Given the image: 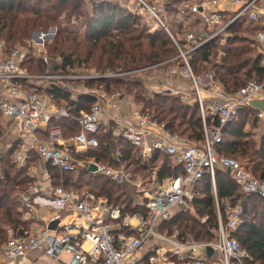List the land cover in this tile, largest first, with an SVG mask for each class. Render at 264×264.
I'll return each instance as SVG.
<instances>
[{
    "label": "built area",
    "instance_id": "built-area-1",
    "mask_svg": "<svg viewBox=\"0 0 264 264\" xmlns=\"http://www.w3.org/2000/svg\"><path fill=\"white\" fill-rule=\"evenodd\" d=\"M81 1L88 6L109 1L119 3L130 13L139 16L150 32L155 27L163 29L178 47L162 15L164 9L173 8L175 0H131L135 8L128 7L127 0ZM180 12L178 21H182L184 14L194 16L208 33V36L202 37L188 32L184 39L188 44L195 45L191 50L217 36L226 35L228 26L238 19L245 18L256 25H264V0H189L184 2ZM253 39L264 66V30L258 31ZM19 51L14 50L8 59L0 61V113L27 135H33L39 130L48 134L47 140L39 139L34 146L44 163L61 172L87 170L94 164L96 171L92 174L102 173L119 183L129 180L130 174L126 172L111 171L90 160L76 161L67 149L71 146L75 152H86L96 148L98 141L95 135L103 126L112 124L113 134L137 148L143 159L157 151L180 165L183 173L180 177L168 179L163 185L135 184V192L141 196L136 206L139 211L134 213H123L119 207L108 204L88 191L74 194L63 188L53 189V205L68 209L74 218L60 227L58 225L55 230H49L45 224L23 235L9 231L1 250L0 264H22L27 254L33 251L57 262L67 256L65 264H246L248 256L231 235L242 223L243 210L240 205L232 206L229 202H223L221 210L217 197H214L217 227L212 231L215 235L213 241L196 242L189 237L180 239L177 235L160 232L159 225L168 220L173 211L190 207L193 188L205 174L209 175L214 186L217 168L227 170L245 195L264 199V177L255 178L246 171L242 162L218 157L214 152L215 146L221 142L222 129L234 120L238 111L249 107L254 100L264 101V81H251L233 95H228L213 73L194 75L187 64L182 68L172 67L165 71L168 77L181 75L189 82L191 101L197 103L202 120L203 141L197 145L169 134L163 125L152 120L135 105L133 99L123 93L108 94L85 86L89 81L142 71L116 74L82 71L69 75L60 73L61 76L57 77L51 76L53 74L50 77L37 76L33 79L20 71V63L27 53ZM58 77L68 81H85L84 87L77 89L73 85L54 81ZM22 80H29L27 84L37 88H41L43 83L54 81L57 88L68 93L73 101L79 95L95 97L88 111H81L73 118L79 127V133L72 139L73 143L62 142L59 127L47 128L49 122L71 117L68 109L65 106L56 108L34 92H23L17 85ZM145 88L149 89V96L154 94L151 88ZM159 94L164 95V89ZM205 95L211 100L209 104ZM123 105L133 107V123L108 115L104 110L105 107L115 110ZM208 117L216 118L218 127L208 125ZM257 118L264 122V110L257 111ZM21 201L26 215L31 218L35 213L32 203L27 197H21ZM54 220L52 218L50 221ZM200 222L203 224L206 219L202 218ZM207 249L211 250L210 254Z\"/></svg>",
    "mask_w": 264,
    "mask_h": 264
},
{
    "label": "trees",
    "instance_id": "trees-1",
    "mask_svg": "<svg viewBox=\"0 0 264 264\" xmlns=\"http://www.w3.org/2000/svg\"><path fill=\"white\" fill-rule=\"evenodd\" d=\"M68 5L69 10L61 18L63 9ZM179 15L181 12H175L167 26L174 40L185 48L188 43L184 37L193 28H197L198 21L184 14V21L180 22L177 20ZM77 24H81V27ZM51 25H56L57 34L53 45L48 48V53L61 58V63L59 67L55 62L48 65V61L35 58L33 53H27L30 57L28 61L38 62L40 72L49 66L51 70L67 73V70L84 65L86 68L95 69L99 74L128 73L178 56L172 40L163 29L158 27L150 32L139 16L116 2L85 7L81 0H0V39L3 38L9 49L27 37L30 30L45 29ZM263 29L245 18L238 19L228 26L227 37L218 36L190 54L188 62L192 71L195 75L213 72L228 95L234 94L253 77L255 81L263 82L264 68L261 56L256 52L257 43L253 40L254 37L247 35H255ZM217 53H220L219 61H212ZM179 62L181 61L170 63L172 66H182V62ZM140 73L142 76L136 73L93 80L86 82L85 86L100 87L108 94L123 93L141 106L142 112L163 125L169 134L185 137L199 145L203 141V130L197 103H185L178 97L159 93L149 96L145 88V76L150 73ZM44 91L56 104L64 102L71 116L77 117L81 111H88L95 102V97L88 94L79 95L73 101L68 93L57 88L55 84L46 87ZM245 117L251 118V122L258 120L257 112L251 108L240 109L234 120L224 127L225 142L222 140L217 144L215 152L219 156L247 158L251 167L250 173L257 178H263L264 133L258 140L253 139L250 132L244 131ZM211 118H207L208 125L218 127L217 119L211 121ZM52 123L64 129L65 137L76 133L79 128L71 119ZM111 128L104 131L103 126L95 135L98 146L85 154L72 153L74 160H93L113 169L125 165L133 171L134 176H151L156 173L160 182L168 177L177 178L182 175L180 165L159 153L154 152L149 161L143 162L140 151L127 141L116 139ZM12 152L13 149H9L6 153L7 161L0 158V247L6 242L8 231L23 235L30 231L32 224L31 221L24 220L23 206L18 198L28 192L34 177L29 173L28 167L16 168L10 164ZM116 152L118 156L115 155ZM34 155L42 161L41 157ZM43 164L54 189L63 185L80 193L88 191L104 198L108 204L119 207L123 213L138 211L129 208L127 192L103 174H92L86 170L61 172L47 163ZM222 170H215L214 186L209 175L205 174L193 188V200L189 205L193 208L194 215L189 213L188 208L175 210L168 220L159 225V231L167 235L176 234L180 239L190 235L196 242L213 241L215 236L212 231L217 227L214 197H217L221 210V201L229 199L232 206L240 205L243 210L242 223L231 235L248 256L246 264H264V199L245 195L228 171ZM60 175L62 181L59 180ZM72 175H76L75 180L71 178ZM202 218L206 219L203 224L200 223Z\"/></svg>",
    "mask_w": 264,
    "mask_h": 264
},
{
    "label": "rangeland",
    "instance_id": "rangeland-1",
    "mask_svg": "<svg viewBox=\"0 0 264 264\" xmlns=\"http://www.w3.org/2000/svg\"><path fill=\"white\" fill-rule=\"evenodd\" d=\"M53 1L55 2V0H53ZM126 3H127V6L130 7V8H133V7L135 8L136 7V6H134L135 3L133 1H131V0H129V1L127 0ZM87 6L88 5L85 4V7H87ZM172 7H174V6L172 5ZM69 8H70V5L66 6L63 9L64 11H63V13L61 15V18L66 15L67 10H69ZM79 23H80V21H79ZM77 25L79 27H81V24H77ZM246 25L247 24H243V26H246ZM260 27H262V26H260ZM79 30H82V28H80ZM192 31L194 33H199L200 29L195 27V28L192 29ZM56 34H57V27H56V25L48 26L45 29H32V30H30L28 32L27 37H25L24 39H22L19 43L17 42V44H15L14 46H11L12 48H10V49L7 47V44L5 43V41L3 40V38H1L0 39V44H1L0 45V61L1 60L8 59L10 57L11 53L14 50H20L19 52L28 53L29 55L31 53H33L35 58L42 59L43 61H48L47 62L48 65H52V63L55 62L56 65L59 67L60 66V63H61V58H59L58 56H51V54L49 55V53H48V48H50V46L53 45L52 43H54ZM247 35H249L251 37H255V35H253L252 33L251 34H248L247 33ZM172 43L174 44V46H175V48L177 50L178 56L175 57V58H173V59H170V60H166L164 62H161V63H159L157 65L150 66V67L144 68V69H140L139 71H142V72H145L146 71V73L153 74L152 76L151 75L145 76L147 79H149V80L152 79V80H156V81H168L170 79H180V80H184V81L188 82L181 75H174L175 77L174 76L168 77V75L165 74V71L171 69L172 67L182 68V66L185 67L186 64L190 67L189 62H188L189 61L190 54L194 50H196L197 48H199L200 46H202L203 44L200 45V46H198L194 50H191V48L194 47L195 45H193V44H187L185 46V48H182L178 43H177L178 44V47L176 46L175 42L172 41ZM198 44H196V45H198ZM188 51H190V52H188ZM256 52H257V49H256ZM181 53L184 55V58H185L186 61H184V58L182 57L183 55H181ZM214 53H216L215 50H214ZM216 55H217L216 58L212 57V61H217L218 62L219 61V58H220V53H217ZM29 58H30L29 56L25 55L24 59L20 63V71L22 73H24L26 76H30V78H33V79H35L37 76H46L47 77L49 75V77H50L51 74H53V75H51L53 77L61 76L60 75V71H57L56 69L51 70V69H49V66L48 67H45V69H44L43 72H40L41 69H40L39 65L37 64L38 62L31 61V62H33V63H31L30 61H28ZM167 61H169V62L168 63H165ZM172 61H181L182 62V66H178V65L172 66V64L170 63ZM181 62H179V63H181ZM176 64H178V63H176ZM30 67H31V69H30ZM190 69H191V67H190ZM82 71H86V72L87 71H94V72H96V74L98 73L95 69L86 68L84 65L81 66V67H75L73 69L67 70L66 72L69 75V74H72V73H79V72H82ZM191 71H192V69H191ZM192 73L194 74L193 71H192ZM208 73H213V72L207 71L206 73H204L202 75H197V76H203V75L208 74ZM137 74H138V76H142L141 73H137ZM28 81H25V80L19 81L21 83H19L17 85L22 88L23 92H34L40 99H44L47 102H50L56 108L57 107H64V106L66 107V105H65L64 102H61L60 104H56L55 101L52 99V97L50 95H48L47 93H45L44 89L47 86H51L52 84H54V81H58L61 84H70V85L75 86L77 89L78 88L81 89L82 87H84V83H85V81H68V80H66V78H63V77L59 78L58 77V79H54L53 82L48 81L46 83H43L41 85V88H36L35 89V87L34 88H29L27 86L28 85L27 84ZM251 81H255V78L253 77L252 79H250L248 81V83L251 82ZM218 83H219V81H218ZM188 84H189V82H188ZM221 87H222V85H221ZM95 88H96V90H98V91L100 90L101 91V88L100 87L99 88L98 87H95ZM166 88H168V87L161 86L160 88H154V89L155 90H163V89H166ZM147 89L148 88H146V90ZM139 107L141 108V106H139ZM253 108L254 109H257V110H263V106L261 104H258V105L255 104V106ZM149 117H150V115H149ZM4 118L5 117L0 113V150H1L0 151V158L3 159V160H5V161H7V157H6V152L5 151L6 150H9V149H13L12 156H11L9 162H10V164H13L16 168L21 167V165H20L21 164V161L24 160L23 157L26 155L27 156V159H25V161L23 163L24 164L23 166L24 167H28L29 173H31L32 176H33V173L32 172H34V171H37L38 172V171L45 170V168H42L44 166L43 161H41L38 157H35V155H34L35 152L33 150H31V148H33V146L29 149V153H28L29 155L28 154H24V151H26L28 149L27 147H30L31 146L30 143L23 146L22 145L23 142L21 140L20 141H18V139L16 140V138H17V135H16L17 132L15 131L14 128H17L18 129V127L16 125L14 126L11 121H9L8 119L5 120ZM73 118H76V116H71V117L66 118L64 120L71 119L73 121ZM61 120H63V119H61ZM245 120H246L247 125L251 123V118L245 117ZM57 122H59V121H57ZM201 124H202V120H201ZM56 126L59 127L60 132L62 134V138H61L62 142L66 143V144H67V142L68 143L69 142L70 143H73L72 139L79 133V128H78V131L76 133L74 132L73 134L67 135V137H65V136H63L64 129L60 125H58L56 123H52V122H49L47 124V128L48 129H51V128L56 127ZM223 129H222V132H221V134H222L221 135V141L224 140V142H225V137L223 138ZM31 136L36 141L39 140V139H42V140H47L48 139V134H46V133H44V136L45 137H43V138H41L39 135H37V132L34 133ZM178 137H180V136H178ZM181 138L187 140L185 137H181ZM190 143H193L194 144L195 142H192L191 141ZM8 147H9V149H7ZM24 147H25V150H24ZM214 152H215V149H214ZM22 153L24 155H22ZM215 154H216V152H215ZM217 156L218 157H224V156H219V155H217ZM14 157H18V160L19 161L16 162V163H13L14 162ZM226 157L227 158L234 159V158H232L230 156H225V158ZM234 160L237 161V162H239L236 159H234ZM243 164L245 165V162H243ZM0 165H1V163H0ZM248 168H249V170L251 169L250 166H248ZM38 174L40 175V173H38ZM75 176L76 175H72L71 178L75 180ZM66 177H67V179L69 178V176H66ZM255 178H257V177H255ZM43 179H44V177H42V176H38L37 178L34 177L33 183L29 186V188L35 187L36 180L42 181ZM59 180L60 181L63 180V178L61 177V175H60ZM51 188H53V187H51ZM60 188H63V190L66 191V192H76V191H73V189L69 188L68 186L65 187V186L62 185V186H60ZM30 227H35V226H32V224H31ZM174 235L175 234H172L170 236H174ZM4 244L5 243H3L1 245V247H0V253H1V250H2V247H3Z\"/></svg>",
    "mask_w": 264,
    "mask_h": 264
},
{
    "label": "crops",
    "instance_id": "crops-1",
    "mask_svg": "<svg viewBox=\"0 0 264 264\" xmlns=\"http://www.w3.org/2000/svg\"><path fill=\"white\" fill-rule=\"evenodd\" d=\"M186 1H189V0H175L174 3H173L174 4V7H176L175 9H173L174 8L173 7L171 9L166 8V9L163 10L162 15L165 16L166 22L169 25H170V23H171V21L173 19L174 13L177 12V11L180 13V9L182 8V5ZM177 2H179V4ZM179 16H177V18ZM189 17L195 19L196 21H198L197 28H199L200 31L197 34L201 35L202 37L205 36V35L208 36V33L205 32L204 27L202 26L203 24L201 23V21L199 19H197L196 17H194V16H189ZM182 21H184V20L182 19ZM185 25H186V22H185ZM257 26H262L260 28H264V25H257ZM156 28H158V27H155V29ZM260 31H262V30H260ZM220 36H222V35H220ZM227 36H228V33H227V29H226V35H223L222 37H227ZM263 68H264V66H263ZM150 75L152 76L153 74H150ZM146 86H148L149 88H151L152 89L151 91L154 94L155 93L156 94L157 93H160V91H162V90H155L154 88H160L161 86L168 87V88L164 89V91H165V94L164 95L178 97V98H180L181 101H183L185 103H194L193 101H191V87L188 84V82H186L184 80H180V79H170L168 81H156V80H152V79H150V80L147 79ZM205 99H206L207 103L209 104L210 101H211L210 98H209V96H206L205 95ZM131 100H132V98H131ZM215 100H218V99H215ZM255 104L256 105L261 104L263 106V110H264V101H261V100H254L249 107H244V108H251L255 112L260 111V110H257V109H254L253 108L255 106ZM132 108L133 107H131V105H123V106L118 107L115 110H110L108 107H105L104 110H105L106 114H108V115L110 114L111 116L113 115V116L120 117V118H122L127 123H133V118L131 117ZM4 119L6 120L7 118H4ZM210 120L212 121L213 118H211ZM110 127H112L111 128L112 129V135L116 139H120V138L116 137L113 134L114 126L112 124L105 125L104 126V131H109ZM14 129L17 132V134H16L17 135L16 140L17 139H18V141L21 140L23 142L22 143L23 146L30 143L31 146L30 147H27L28 149L26 148L27 150L24 151V154H28L29 153V149L32 146L34 148V146L36 144V140H34V138L31 135H27L26 133L21 132L17 128H14ZM244 131L250 132L252 134V136H253V139L258 140L259 138H261V136L264 133V122H262V121H260L258 119V120H256V122L253 121V122H251L248 125L246 123V125L244 127ZM37 135H39L41 138L45 137L44 136V132L42 130L37 131ZM189 142H191V141H189ZM9 147L7 149H9ZM33 148H31V150H33L35 152V154L38 155V153L36 152L35 148L34 149ZM60 148H63V146H60ZM67 149L69 151H71L72 153L76 154V155L85 154L87 152V151L86 152H75L74 148L71 147V146H69ZM24 150H25V147H24ZM5 152L7 153L8 150H6ZM154 152L155 153H159L157 151H153L151 153V155H150L149 158H145V159L141 158V160L143 162L149 161L152 158V155H153ZM24 154L22 153V155H24ZM115 155L118 156V152H116ZM23 158H24V160L21 161V164H20L21 166L24 165L23 163H24L25 159H27V156L25 155ZM234 159H236V158H234ZM236 160H238L239 162H242V163L245 162V167L247 168L246 170L249 172L250 175H252V176L255 177V175L251 174L250 171H249V168H248V166H249V160L247 158H242V159L239 158V159H236ZM18 161H19L18 160V157H14V162L13 163H16ZM76 161H82V160L79 159V160H76ZM90 161H93V160H90ZM82 162H84V161H82ZM104 167L106 169H110L111 171H123V172H126V173L130 174L129 180H127L125 182H122V183H119L117 181H114L110 177L109 178L112 181H114L115 183H117L125 192H127V194L129 195V197L127 198V202H128L129 208L130 209H137L138 211H139V208H137L136 206H137V204L140 201V198L139 197L141 195L135 192V184H137V183H143V184H147V186H157V185H163V184H165L166 181L168 179H170V177H168V178H166V179H164L163 181L160 182V181H158V179L156 177V173H153L151 176H143V175L134 176L133 175V171L131 169L126 168L125 165H122L118 169H113V168H109V167H106V166H104ZM42 168H44V166ZM81 170H86V169H80L78 171H81ZM222 171L223 172H227L224 169ZM32 173H33V176L35 178H37L38 176H42V177H44V179L42 181L36 180L35 187L29 188V190H28V192L26 194L20 195L19 198H18L19 202L23 206L22 208H23V218H24V220L25 221H31L32 222V226H35V227H40V226H43L45 224H47V227H48V224L50 222H53V221H50V220L52 218H55L54 221L57 222L56 228H57L58 225L60 227L64 223L72 220L74 218V216H73V214L68 209H64V207L63 208L56 207V206L53 205L54 196L51 193L52 190H53V188H51L52 186L50 185V179H49V176H48V173L46 172V170H42V171H38V172L37 171H34ZM38 173H40V175ZM99 174H102V173H99ZM228 174H229V172H228ZM58 188H60V187H58ZM72 193L77 194L79 192H72ZM21 197H27L30 200V202L32 203V205H33V208L35 210V213L33 214V216L31 218H30V215H26V210H25L24 205H23V203L21 201ZM98 198L99 199H103L104 201H106L102 197H98ZM222 202H224V203L225 202L226 203L229 202L230 203V200L229 199H226V200H223ZM185 208H188L189 209V213L192 214V215H194V210H193L192 207H185ZM177 210H181V209H177ZM35 227H31L30 230L33 229V228H35ZM185 237L191 238L190 235L189 236L186 235ZM66 261H67V256H64L61 261H58L57 262V261H54V260H52L50 258L45 257L40 252L33 251V252H29L27 254V256L23 260L22 264H65ZM0 263H2L1 253H0Z\"/></svg>",
    "mask_w": 264,
    "mask_h": 264
},
{
    "label": "water",
    "instance_id": "water-1",
    "mask_svg": "<svg viewBox=\"0 0 264 264\" xmlns=\"http://www.w3.org/2000/svg\"><path fill=\"white\" fill-rule=\"evenodd\" d=\"M87 171H88L89 173L95 172V171H96V166H95L94 164H91V165L88 167ZM56 224H57L56 221L50 222V223L48 224V229H49V230H54V229L56 228ZM207 253L210 254V253H211V250H210V249H207Z\"/></svg>",
    "mask_w": 264,
    "mask_h": 264
}]
</instances>
